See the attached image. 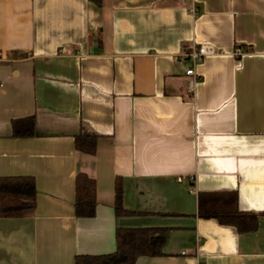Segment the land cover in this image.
<instances>
[{"label":"crops","instance_id":"0c3cea01","mask_svg":"<svg viewBox=\"0 0 264 264\" xmlns=\"http://www.w3.org/2000/svg\"><path fill=\"white\" fill-rule=\"evenodd\" d=\"M200 45L214 54L190 90L177 55ZM28 117L34 136L13 137ZM81 134L94 155L75 150ZM79 173L90 219L74 215ZM18 176L35 209L0 219V264L109 254L117 229L163 237L135 264H264V0H0V177ZM117 179L140 215L115 214ZM222 192L260 214L255 231L198 218V194Z\"/></svg>","mask_w":264,"mask_h":264},{"label":"trees","instance_id":"16d2710c","mask_svg":"<svg viewBox=\"0 0 264 264\" xmlns=\"http://www.w3.org/2000/svg\"><path fill=\"white\" fill-rule=\"evenodd\" d=\"M97 5L100 0H93ZM24 57V54H19ZM12 136L33 137L35 118L28 117L11 122ZM97 136L81 134L74 139L75 150L94 155ZM121 182L115 181L114 210L117 216L140 215L126 211L121 202ZM36 188L32 177H0V219H21L31 216L35 209ZM95 182L79 173L74 182V215L78 219H90L95 215ZM197 216L213 219L222 226L233 227L238 234L255 231L260 214L241 212L235 192L200 193L197 196ZM155 229H117L114 252L104 255H78L74 264H135L139 258H154L163 255L164 239Z\"/></svg>","mask_w":264,"mask_h":264},{"label":"built area","instance_id":"2783aa9c","mask_svg":"<svg viewBox=\"0 0 264 264\" xmlns=\"http://www.w3.org/2000/svg\"><path fill=\"white\" fill-rule=\"evenodd\" d=\"M242 50L236 49L235 54L240 56ZM214 54L213 49L209 45L192 46L190 48L183 47L177 55L178 63L188 64L189 67L185 70V78L187 87L192 90L197 82V76L195 74V66L205 57ZM184 255L185 252H182Z\"/></svg>","mask_w":264,"mask_h":264}]
</instances>
